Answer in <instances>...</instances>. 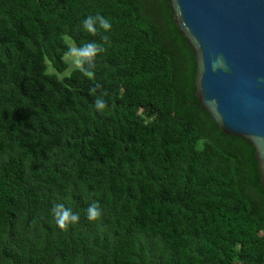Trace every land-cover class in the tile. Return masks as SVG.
<instances>
[{"label": "trees", "instance_id": "obj_1", "mask_svg": "<svg viewBox=\"0 0 264 264\" xmlns=\"http://www.w3.org/2000/svg\"><path fill=\"white\" fill-rule=\"evenodd\" d=\"M97 13L109 43L82 28ZM89 41L91 79L64 56ZM195 68L166 0H0V264H264L255 150L201 108Z\"/></svg>", "mask_w": 264, "mask_h": 264}, {"label": "water", "instance_id": "obj_2", "mask_svg": "<svg viewBox=\"0 0 264 264\" xmlns=\"http://www.w3.org/2000/svg\"><path fill=\"white\" fill-rule=\"evenodd\" d=\"M166 1L194 55L197 101L253 146L264 191V0Z\"/></svg>", "mask_w": 264, "mask_h": 264}, {"label": "clouds", "instance_id": "obj_3", "mask_svg": "<svg viewBox=\"0 0 264 264\" xmlns=\"http://www.w3.org/2000/svg\"><path fill=\"white\" fill-rule=\"evenodd\" d=\"M82 28L93 37L100 35L103 43H109L108 35L101 33H108L112 29L110 20L103 15L97 13L96 15H88L82 20ZM106 49L102 44L96 41L85 42L79 46L68 47L64 52L65 58L79 71L83 76L91 79L94 77V70L96 68V61L100 54L104 53ZM101 86L97 84L93 91ZM102 93L94 101V108L98 112H103L107 108V102L103 99ZM52 215L55 223L62 231H67L70 225L78 223L80 217L78 213H74L70 208L65 207L63 203H56L52 208ZM86 215L89 222H96L101 220L102 213L100 205L97 201H92L86 209Z\"/></svg>", "mask_w": 264, "mask_h": 264}, {"label": "rangeland", "instance_id": "obj_4", "mask_svg": "<svg viewBox=\"0 0 264 264\" xmlns=\"http://www.w3.org/2000/svg\"><path fill=\"white\" fill-rule=\"evenodd\" d=\"M71 46H73L72 44H70ZM66 62L68 63V67L69 68H73L74 66L65 58Z\"/></svg>", "mask_w": 264, "mask_h": 264}]
</instances>
